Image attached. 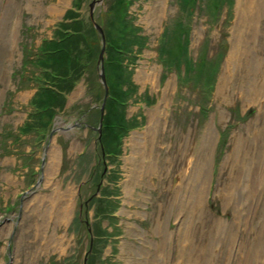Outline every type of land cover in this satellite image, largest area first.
<instances>
[{
    "label": "rangeland",
    "instance_id": "rangeland-1",
    "mask_svg": "<svg viewBox=\"0 0 264 264\" xmlns=\"http://www.w3.org/2000/svg\"><path fill=\"white\" fill-rule=\"evenodd\" d=\"M242 1L232 0L215 18L198 6L188 23L194 58L210 71L219 64L207 93L208 75L181 85L179 69L166 71L158 57L160 35L178 22V0H133L129 16L146 40L129 57L138 93L123 111L139 125L113 157L101 150L105 89L98 56L89 59L86 76L68 91L48 130L39 123L21 129L38 86L24 53L53 37L75 0H0V264H264V94L256 95L251 83L261 64L264 7L262 26L253 28L249 19L238 31L254 29L258 38L243 37L245 49L258 56L251 61L242 50L231 63ZM91 2L76 7L87 27L94 25ZM112 2L95 10L106 39ZM251 2L254 13L264 6V0ZM227 73V87L219 91ZM68 190L69 216L62 222ZM106 192L115 197L99 207ZM109 210L116 218L99 216ZM100 228L112 234L108 242L95 234Z\"/></svg>",
    "mask_w": 264,
    "mask_h": 264
},
{
    "label": "trees",
    "instance_id": "trees-1",
    "mask_svg": "<svg viewBox=\"0 0 264 264\" xmlns=\"http://www.w3.org/2000/svg\"><path fill=\"white\" fill-rule=\"evenodd\" d=\"M112 1L109 26L106 28L108 57L105 60L110 91L106 103L108 112L103 122L102 144L106 154L117 155L122 137L137 125L134 121L131 122L123 111L126 108V101L137 92L136 85L130 79L132 76L129 64L125 61L130 59L133 52H137L134 46H140L146 38L140 34V28L130 19L129 7L133 0ZM200 1L180 0L179 3L183 11L192 12ZM221 1L208 0L206 6L215 11ZM80 4L81 0H75L72 8L66 12L64 20L58 24L54 37L44 40L35 58L30 61L35 69L33 78L38 89L31 99L33 114L24 126L26 130L38 123L43 129L48 128L57 109L64 107L68 91L72 90L79 79L86 76L90 68L89 59L97 58L100 52V45L96 41L97 30L93 25L87 27L85 18L76 8ZM183 23V20H179L173 29L166 30L160 41L159 57L165 64L171 66L185 63L189 77L192 74L202 77L207 73L205 63L193 62L187 45L188 39L185 37L187 29ZM103 195L99 207L112 200L111 192ZM113 212L114 210H109L108 214L102 212L99 216L101 214L109 216ZM105 233L106 231L100 228L95 234L99 236Z\"/></svg>",
    "mask_w": 264,
    "mask_h": 264
},
{
    "label": "bare ground",
    "instance_id": "bare-ground-1",
    "mask_svg": "<svg viewBox=\"0 0 264 264\" xmlns=\"http://www.w3.org/2000/svg\"><path fill=\"white\" fill-rule=\"evenodd\" d=\"M252 0H245L244 2L242 1L241 2V6L242 8L237 10L238 11V20H237V24H236V30L233 32V38L231 39V53H230V60H231V63L236 59V56L238 57V52L239 51H242V50H247L245 49V38L243 36H245L247 39H248V36L249 37H252L254 40L256 38H258V36H255V31L253 28H256L258 26H262V16L263 14H261V10L259 9H262L264 6L261 5V4H258V7L255 10V13L254 11L250 9V4H252L251 2ZM245 3V5H244ZM243 9V10H242ZM52 10H54V12L56 13H59V10L56 9V7H54ZM250 19V20H249ZM246 20H249L251 22V26H253L252 30H250L247 35L245 34H239V29L240 27L242 26L243 22H245ZM254 31V32H253ZM263 37V40H264V36ZM261 40V41H263ZM262 46L263 48L261 49V51L257 50L255 48V51L257 50V52H259V54L263 53L264 51V42H262ZM249 51V49L247 50ZM245 51V52H247ZM250 54H251V61L253 59V56H258L256 55L257 53H254L252 51H249ZM248 53V52H247ZM260 54V59H261V64L258 65L256 69V73L253 75V78H252V84H254L252 87L253 89L256 90V95L258 94V96L260 97L261 94H264V58L261 56ZM263 55V54H262ZM257 60V59H256ZM250 61V62H251ZM255 62V61H253ZM258 64V63H257ZM255 66V65H254ZM250 75V71L248 72ZM254 73V72H253ZM223 75V78L221 79V83H220V86H219V91H224L225 89V84L228 83V80H229V76H228V73L227 75L226 74H222ZM246 77V76H245ZM227 87V86H226ZM252 89V90H253ZM261 93V94H260ZM153 116H156V115H153ZM159 117V114L157 115V118ZM262 139V144H264V138L263 136L261 137ZM261 146V145H260ZM261 148V147H260ZM56 153L57 152H53V161H52V164L50 165V167L48 168L49 169V174H50V177L54 176L55 174V171H56ZM231 154L228 156L230 157ZM202 158V157H201ZM203 166H204V162H203ZM138 169V168H137ZM154 169V168H153ZM183 173V172H182ZM141 174V173H139ZM47 180V182L51 181L52 182V178H50ZM58 183H53V185H57ZM54 192L52 193V196H53V200L54 201H59V197L55 198V196H59L61 194V192L59 191V188H58V185L56 187H54ZM129 192H131V190L129 188H126V194H129ZM72 193L71 190H68L67 193L64 192L62 193V196L64 195L65 197V200H68L69 199V203H66L64 201V207H63V213H62V217L63 220L62 222H65L69 216V204H70V201H71V198H72Z\"/></svg>",
    "mask_w": 264,
    "mask_h": 264
},
{
    "label": "water",
    "instance_id": "water-1",
    "mask_svg": "<svg viewBox=\"0 0 264 264\" xmlns=\"http://www.w3.org/2000/svg\"><path fill=\"white\" fill-rule=\"evenodd\" d=\"M103 0H93L90 3V18L95 26V28H97V30L100 32V34L102 35V39H103V45L101 48V52L99 55V59H98V70H99V76L101 78L100 81H102L104 87H105V91H106V96L108 94V84H107V80H106V75H105V70L104 69V52H105V37H104V31L103 28H101V26L97 23L96 19H95V15H94V10H95V6L97 5V3L102 2ZM106 98V97H105ZM105 101V100H104ZM103 101V104L101 106L102 109V113H101V120H100V126H102V121H103V117H104V104L105 102Z\"/></svg>",
    "mask_w": 264,
    "mask_h": 264
}]
</instances>
